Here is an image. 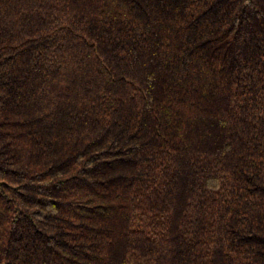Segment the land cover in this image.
I'll list each match as a JSON object with an SVG mask.
<instances>
[{
	"label": "trees",
	"instance_id": "trees-1",
	"mask_svg": "<svg viewBox=\"0 0 264 264\" xmlns=\"http://www.w3.org/2000/svg\"><path fill=\"white\" fill-rule=\"evenodd\" d=\"M0 264H264V0H0Z\"/></svg>",
	"mask_w": 264,
	"mask_h": 264
}]
</instances>
